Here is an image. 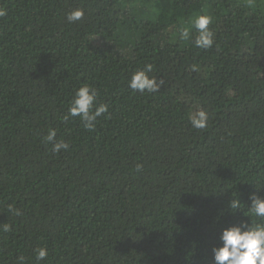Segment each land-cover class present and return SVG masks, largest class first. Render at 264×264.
Returning <instances> with one entry per match:
<instances>
[{
    "label": "trees",
    "instance_id": "16d2710c",
    "mask_svg": "<svg viewBox=\"0 0 264 264\" xmlns=\"http://www.w3.org/2000/svg\"><path fill=\"white\" fill-rule=\"evenodd\" d=\"M151 1L0 0V264H214L224 228L264 224V0ZM148 64L159 91L132 90ZM85 84L91 131L68 115Z\"/></svg>",
    "mask_w": 264,
    "mask_h": 264
},
{
    "label": "clouds",
    "instance_id": "9594fccd",
    "mask_svg": "<svg viewBox=\"0 0 264 264\" xmlns=\"http://www.w3.org/2000/svg\"><path fill=\"white\" fill-rule=\"evenodd\" d=\"M8 15L7 9L0 7V18ZM84 16V10L77 8L66 15L69 23L79 21ZM212 17L208 15L197 16L193 23L198 31L195 37L194 44L198 48L209 49L214 44L213 32L209 29L212 23ZM181 39H190L189 29L184 28L180 32ZM153 66L148 64L144 69L138 70L132 74L129 81V87L140 93L147 91L148 93H155L159 91L163 80H157L156 77H150ZM195 70V66H193ZM98 92L90 85H82L75 91L74 97L71 101V106L68 109V115L72 117H80L84 127L91 131L96 126V121L103 114L108 112L106 104L97 105ZM67 117H65L66 119ZM209 116L206 110L199 109L190 115V122L193 128L204 129L207 126ZM56 131L49 130L47 136L44 138L46 143H52V150L56 153L61 150H67L69 144L65 141L54 142ZM139 165L137 168L139 169ZM252 203L249 208L255 216L264 218V198L258 197L255 194L251 197ZM239 201H233L231 208H238ZM15 214L19 215V210L12 209ZM11 226L3 225V231H10ZM219 240L220 246L213 247L212 253L214 264H264V224H256L251 226L246 220H241L240 223L226 227L222 230ZM48 256L46 248L41 247L36 250V259L43 260ZM18 260L23 264L24 257H18Z\"/></svg>",
    "mask_w": 264,
    "mask_h": 264
},
{
    "label": "rangeland",
    "instance_id": "374dc122",
    "mask_svg": "<svg viewBox=\"0 0 264 264\" xmlns=\"http://www.w3.org/2000/svg\"><path fill=\"white\" fill-rule=\"evenodd\" d=\"M158 0H152L151 2H157ZM149 8V7H148ZM149 10L151 11V9L149 8Z\"/></svg>",
    "mask_w": 264,
    "mask_h": 264
}]
</instances>
